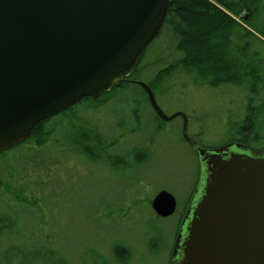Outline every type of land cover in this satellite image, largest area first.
Masks as SVG:
<instances>
[{"label":"rangeland","instance_id":"obj_1","mask_svg":"<svg viewBox=\"0 0 264 264\" xmlns=\"http://www.w3.org/2000/svg\"><path fill=\"white\" fill-rule=\"evenodd\" d=\"M246 13L247 10L238 18L243 24ZM166 30L148 46L137 67L139 81L149 84L157 70L177 55L174 36ZM252 42L264 56V44L254 38ZM163 57L167 58L160 61ZM194 77L179 67L164 80L161 88H152L166 115L179 114L168 121L158 117L143 88L134 83L123 84L102 108L88 109V101L76 106L75 121L82 118L92 121L93 129L99 134L117 141L118 145L111 149L112 155L124 160L131 158L125 172L122 169L125 161L109 159L107 151L101 152L102 161L97 163L74 153L80 149L76 147L78 141L72 127L63 129V134L57 133L65 142L61 146L66 144L65 150L70 148L71 161L64 153L61 156L60 145L55 147L56 135L49 145L42 147L47 158H52L44 164L46 158L40 160L38 155L43 152L26 147L27 143L38 145L34 139L20 147L27 149L22 154L30 151L31 158H38V162L18 165L23 161L19 154L16 156L13 150L2 153L0 214L4 209L7 219L0 217V232L12 234L7 233L0 240V264H103L102 261L122 264L113 257L117 243L131 250L128 264H170L169 248L176 240L178 220L200 175L205 173L196 150L182 137L183 115L187 117L188 135L199 146L208 148L224 145L237 133L251 110L264 106V88L257 93L230 84L215 87L196 82ZM65 116L69 118L71 113ZM260 119L263 123L264 114ZM55 120L52 117L47 127L54 126ZM247 134L243 137L248 142L239 140L241 137L236 141L264 147V132L257 139H253L254 134ZM143 147L151 152L139 149ZM99 156L94 154L92 158ZM14 158L16 166H13ZM60 158L63 164L59 163ZM68 160L70 163L66 164ZM51 161L56 166L48 179ZM12 175H15L13 180ZM4 181L17 186L28 183L38 189L33 200L25 202L30 210L27 206H15L20 203L16 195L22 199L25 194L16 186L8 189L10 194L6 185H2ZM161 190L171 192L177 199L176 212L167 217L159 216L152 208V200ZM11 246L18 247L22 253L7 261L11 252L6 249Z\"/></svg>","mask_w":264,"mask_h":264},{"label":"water","instance_id":"obj_2","mask_svg":"<svg viewBox=\"0 0 264 264\" xmlns=\"http://www.w3.org/2000/svg\"><path fill=\"white\" fill-rule=\"evenodd\" d=\"M168 2L0 0V152L30 138L38 123L123 80L160 34ZM137 83L161 119L179 115H166L152 87ZM183 116V137L191 140ZM229 146L196 147L206 164L204 195L183 258H175L178 237L171 264H264V151L229 155ZM152 208L170 216L177 199L161 190Z\"/></svg>","mask_w":264,"mask_h":264},{"label":"trees","instance_id":"obj_3","mask_svg":"<svg viewBox=\"0 0 264 264\" xmlns=\"http://www.w3.org/2000/svg\"><path fill=\"white\" fill-rule=\"evenodd\" d=\"M246 10L247 12L252 11L253 15L249 20L244 19L245 24H243L238 20V18L242 12ZM166 29H169L170 35L174 36L176 41L174 50L177 55L174 57L173 61L158 69L154 77L151 79L149 84L154 90L161 88L164 80L169 78L173 71L179 67H182L188 75L193 77L196 75V77H194V81L206 82L215 87L230 84L257 93L260 88H264V56L260 55L262 54L260 50H256L258 45L254 46V43L252 42L254 38L255 40H258L259 43L264 44V39L256 33L259 32L262 36H264V0H169L167 15L160 33L163 31L165 33ZM145 54L146 53L143 54L126 77L130 79H137V67L142 62ZM166 58L167 57H163L160 61H164ZM121 82L126 84L130 81L122 80ZM121 86H112L109 90L110 92L108 94H104L98 100H94L92 97H86L82 101L86 102L87 100H91V106L88 109H91L93 106L95 107L94 109H96L103 105L105 101L108 100L109 102L114 96L113 93L115 94L113 91L115 89H119ZM142 91L145 98L148 100L146 92L143 89ZM247 108H249V106H247ZM263 114L264 106H262V108H258L257 110H251L243 125L238 129L237 133L233 137L227 139L225 143L236 141L238 140V137H241L239 140L247 141V138L243 137L245 134L248 135L247 133L254 134L255 136H253V139L262 137L260 134L264 132V121L262 123L260 117ZM61 118L62 120L58 122ZM51 119L52 118H49L38 123L35 127L34 135L22 143L0 152V155L13 150L15 151L16 156L19 154V156L22 157L23 161H19L18 165H28L30 163L38 162V158H31L32 154L30 151L22 154V151L27 149H21L20 147L22 144L34 139L39 146L32 144L29 145L27 143L26 147H34L43 152L38 155L41 156L40 160H45L46 158L43 162L44 164L52 158H47L48 155L45 154L47 153L46 149L42 147L49 145L50 139L56 135L57 138H54L56 142L55 147L60 145V148L64 149L66 144L64 147L61 146L62 143L65 142L61 140L59 134L57 133H61L63 129L72 127L71 131L73 130L75 132L76 140L78 141L76 147L80 149L78 150L80 152L75 151L76 154H81L84 159H88V161L92 160L94 161L93 163L102 161L101 152L104 151L108 152L107 155L109 159H120L119 157L112 155L111 152V149L118 145L117 141L115 139L111 141L107 140L104 136L99 134L96 129H93V127L88 125V123L80 121L77 122L73 117L68 118L65 114H62L59 115V117H56L54 126H50L48 128L47 124ZM63 133L65 132H62L61 134ZM38 137L40 140H37ZM63 149L60 153H64L65 155L63 154V156L67 159L69 158L71 161L69 154V152L71 153L70 148L68 147L69 150ZM139 149L147 150L148 153L151 152L148 147ZM94 154H100V156L93 159L92 156ZM130 159H120L121 161H125L124 164L126 167L125 165L122 167L124 172L127 165H130ZM69 160L66 164L70 163ZM14 162H17L15 161V158L13 166H16ZM52 163V161L50 164L48 163L50 168H52L51 170L49 169L46 174L48 179H50L52 177L51 174L55 172V165H52ZM59 163L63 164L64 162L60 159ZM12 177L15 179V175L10 176L11 179ZM44 178L45 177H43V179ZM3 184L7 186H4L7 191L8 189L10 190L11 186H16L19 187L20 192L25 194V198L22 199H20L19 194V196L16 195L17 200L20 201L18 205H15L16 207L22 206L24 208V206H27V204L33 200L32 196L34 197L38 190L37 188L30 187L28 183L17 186L4 181L2 185ZM26 200L28 203H25ZM5 210L8 209L6 208ZM28 210H30L29 207ZM3 213H6L4 209L1 211L0 217L2 219H7V216ZM111 216H109L107 220ZM7 233L10 235L12 234V232H5V234L0 232L1 241ZM176 234L177 228L175 235ZM15 249H17V251H15ZM6 250H8V253L11 252L9 258L7 257V261L12 260L14 257L19 255V253H22V250L18 249V247L15 248V246L7 247ZM171 251L172 247L170 246L169 253H171ZM113 252L115 262L122 264L129 263L132 252L127 245L117 243L114 246ZM51 254L53 253L51 252ZM102 263L110 264L109 261H102Z\"/></svg>","mask_w":264,"mask_h":264},{"label":"flooded vegetation","instance_id":"obj_4","mask_svg":"<svg viewBox=\"0 0 264 264\" xmlns=\"http://www.w3.org/2000/svg\"><path fill=\"white\" fill-rule=\"evenodd\" d=\"M125 81H130L129 84L130 83L138 84L137 83L138 79H130L128 77H125ZM123 84L124 83L121 82V83H119L117 85H119V86L122 85L123 86ZM126 84H128V83H126ZM118 90L119 89H115L114 92L117 93ZM109 92L110 91H107L104 94H108ZM103 95H101V96H99L97 98H92V99L98 100ZM87 101L86 102L89 104L88 108H90V106H91L90 103L92 101L91 100H87ZM82 103H84V101H81V102L77 103L76 105L70 107L69 109L63 111L62 113L56 115L55 117H59V115H62V114L66 115L67 113H71L70 117H73L74 120H75L76 117H77L75 112L78 109L76 106L77 105L80 106ZM108 103H110V101L109 102H108V100L105 101L104 104L101 105L99 108H102L103 106H106ZM94 108L95 107L93 106L91 109H94ZM80 122L88 123V125H90L91 127L94 126L93 122L88 120V119H83L82 118V120H80ZM97 123H98V121H97ZM99 123H100V121H99ZM185 141H187L194 148V150H196V152H197L196 147L199 146V145H198V143L196 142V140L194 138H192L191 140H185ZM194 141L197 144H195ZM236 143H243L245 146L241 145L239 148H237L236 147ZM227 145H230L229 146V155L232 152H239V153H245L246 154V153H249L250 151H252V152H263L264 151V147H261V148L253 147V146L247 145L245 142H238V141L228 142V143H225L224 145L217 146V147H208L207 149H208L209 152H213L215 149H218V148H221V147H224V146H227ZM61 149H63V148H61ZM63 150H65V148ZM69 154H71V153L69 152ZM222 154H224V152ZM78 155H81V154H78ZM229 155L224 156V158H229ZM61 156H62V153H61ZM198 156H199V154H198ZM60 159H62V158H60ZM73 159L75 160V158H73ZM200 161L202 162L203 166L205 167L206 164H205L204 161H202L201 157H200ZM56 164H59V163H56ZM54 169H55V167H54ZM204 176H205V174L204 175H200V180L197 181L196 186L194 187L192 193L190 194V196L187 199L186 205H184V207H183V212L181 213V216H180V218L178 220V224H177V234H176V237H175L176 240H175L174 246L172 247L171 256H170V264L172 262V258H173V254H174V248H175L176 241H177L178 237L180 238V243H179L180 246L178 248L177 256L175 258H176V260H179V259L183 258V248H184L183 243H184L185 239L188 236V227H189L190 221H191V219L193 217V212L195 210V207H196L197 203L201 200V198L204 195V187H205ZM131 179H134V178L131 177Z\"/></svg>","mask_w":264,"mask_h":264}]
</instances>
